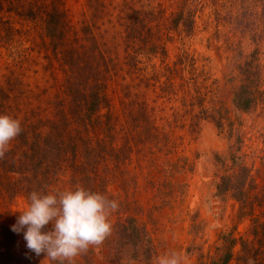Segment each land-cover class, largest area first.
<instances>
[{
    "label": "trees",
    "instance_id": "trees-1",
    "mask_svg": "<svg viewBox=\"0 0 264 264\" xmlns=\"http://www.w3.org/2000/svg\"><path fill=\"white\" fill-rule=\"evenodd\" d=\"M219 3L207 20L212 16L217 26L262 41L264 0ZM206 4L173 0L163 8L133 0H81L71 14L66 0H0V57L10 60L0 74V115L18 119L22 127L0 157V264H41L33 254H13L15 236L2 209L19 198L27 205L32 192L77 187L101 193L118 207L108 216L105 239L72 264L153 263V239L133 215L140 205L139 180L158 170L163 154L164 175L144 186L155 210L159 202L180 200L183 186L175 191L177 184L168 178L190 165L181 145L172 142L169 124L158 117L156 102L177 103L176 118L190 116L192 133L202 120L222 128L230 118L226 101L241 112L258 113L260 105L264 117V74L255 56L228 60L222 90L210 82L209 59L187 51L168 59L167 44L197 34ZM31 67L33 79L27 75ZM247 150L231 155L217 194L235 202L234 218L248 227L243 234L234 235L233 228L219 235L214 251L203 253L198 264H264V148Z\"/></svg>",
    "mask_w": 264,
    "mask_h": 264
},
{
    "label": "rangeland",
    "instance_id": "rangeland-1",
    "mask_svg": "<svg viewBox=\"0 0 264 264\" xmlns=\"http://www.w3.org/2000/svg\"><path fill=\"white\" fill-rule=\"evenodd\" d=\"M220 1L223 0H206L204 10L198 14L200 18L196 22L197 34L191 39H177L167 44V57L173 60L182 51H187L209 59L210 82L217 81L215 87L222 90V85L231 69L229 59L253 55L256 59L255 65H260L264 74V37L260 43H254L242 37L239 32L230 31L227 25L217 26L212 16L207 20L209 14L213 13L215 4H220ZM133 2L136 5L160 3L163 8L173 4V0H133ZM80 5L81 0H66L67 10H70L71 14H75L80 9ZM167 14L170 13L167 11ZM24 48H27V44ZM15 56L16 54H12V57L16 59ZM7 62L10 60L0 57V74L6 72L4 67ZM35 69L31 67L27 75L32 77ZM149 98L154 99V96L151 95ZM226 105L230 118L224 121L222 128H218L210 120H202L196 128H193L192 133L190 116L183 119L176 118L177 111L180 109L177 103L166 104L160 100L155 104L158 117L163 119L162 124H169L166 130L172 135V142L181 145L179 151L183 150L181 154L188 157L190 165L183 173H174L168 178L177 184L175 191H178L181 185L183 186L180 189L181 196L183 195L180 200L170 204L159 202L155 210L152 208L154 202L151 191L144 186L146 181L156 180L164 175L163 154L159 156L158 161L161 166L157 171L161 172L152 171L150 175L145 172L139 180L140 189L135 199L140 205L137 207L139 210H136V214L133 213V215L146 227L153 239L157 257L152 264H157L160 256L171 252L182 254L181 264H198L199 257L203 253L211 255L214 251L219 235L232 232L233 228H236L234 235L243 234L248 227L247 221L243 223L236 221L235 202L228 198H221L217 194V185L232 154L239 156L240 153L249 151L248 148L250 150L264 148V117L259 115L260 105L255 109L258 113L238 111L230 101H226ZM219 107L217 103L215 108ZM178 115H182V112L179 111ZM176 159L175 155H170V163L175 162ZM24 206L26 204L19 198L9 207L2 209L3 222L10 230ZM13 234L15 236V243L11 248L13 254L16 257L24 253L32 255L33 253L26 248L23 234L18 235L14 232ZM34 257L41 264H50L43 255L40 257L34 255Z\"/></svg>",
    "mask_w": 264,
    "mask_h": 264
},
{
    "label": "clouds",
    "instance_id": "clouds-1",
    "mask_svg": "<svg viewBox=\"0 0 264 264\" xmlns=\"http://www.w3.org/2000/svg\"><path fill=\"white\" fill-rule=\"evenodd\" d=\"M21 132L18 119L0 115V157ZM117 207L116 201L82 187L56 194L32 192L11 231L23 234L26 248L36 257L43 255L47 262L72 264L75 257L109 234L108 216ZM49 225L51 229L45 230ZM182 259V254L171 252L160 256L157 264H181Z\"/></svg>",
    "mask_w": 264,
    "mask_h": 264
}]
</instances>
